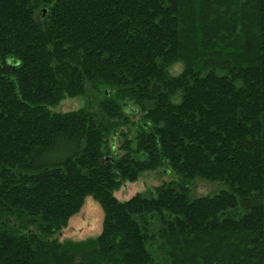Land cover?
I'll return each mask as SVG.
<instances>
[{"label":"trees","instance_id":"obj_1","mask_svg":"<svg viewBox=\"0 0 264 264\" xmlns=\"http://www.w3.org/2000/svg\"><path fill=\"white\" fill-rule=\"evenodd\" d=\"M0 264H264V0H0Z\"/></svg>","mask_w":264,"mask_h":264},{"label":"rangeland","instance_id":"obj_2","mask_svg":"<svg viewBox=\"0 0 264 264\" xmlns=\"http://www.w3.org/2000/svg\"><path fill=\"white\" fill-rule=\"evenodd\" d=\"M181 69V66H176L172 69V73L177 75ZM101 99L102 96L100 94L89 93L85 97L65 100L55 111L69 112L84 107L97 108ZM112 141L117 152L121 140L118 136L112 139ZM174 180H176V177L169 169H163L157 172H144L136 182L125 184L116 192L115 196L120 201H127L139 193L149 192L164 182ZM221 187L217 184L197 180L192 184V197L198 198L217 193L219 190H222ZM103 219L104 214L101 206L92 197H88L81 211L71 218L68 227L60 233L58 238L60 241L72 240L77 242L95 238L102 232Z\"/></svg>","mask_w":264,"mask_h":264}]
</instances>
